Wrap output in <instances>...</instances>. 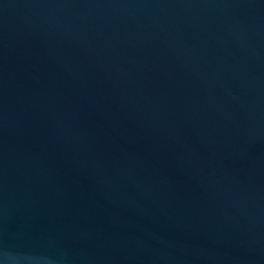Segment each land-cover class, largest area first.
Listing matches in <instances>:
<instances>
[{
    "label": "water",
    "instance_id": "obj_1",
    "mask_svg": "<svg viewBox=\"0 0 264 264\" xmlns=\"http://www.w3.org/2000/svg\"><path fill=\"white\" fill-rule=\"evenodd\" d=\"M0 264H264V0H0Z\"/></svg>",
    "mask_w": 264,
    "mask_h": 264
}]
</instances>
